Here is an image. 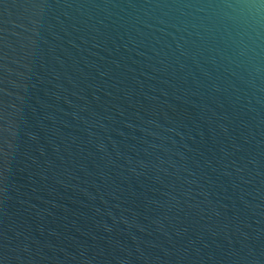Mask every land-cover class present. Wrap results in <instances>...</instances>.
Returning a JSON list of instances; mask_svg holds the SVG:
<instances>
[{
    "label": "water",
    "instance_id": "1",
    "mask_svg": "<svg viewBox=\"0 0 264 264\" xmlns=\"http://www.w3.org/2000/svg\"><path fill=\"white\" fill-rule=\"evenodd\" d=\"M0 264H264V0H0Z\"/></svg>",
    "mask_w": 264,
    "mask_h": 264
}]
</instances>
